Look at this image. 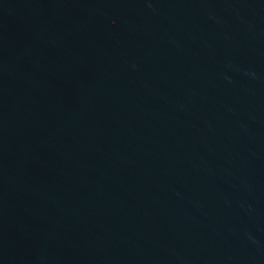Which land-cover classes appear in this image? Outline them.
<instances>
[{
	"label": "water",
	"instance_id": "obj_1",
	"mask_svg": "<svg viewBox=\"0 0 264 264\" xmlns=\"http://www.w3.org/2000/svg\"><path fill=\"white\" fill-rule=\"evenodd\" d=\"M0 264H264V0H0Z\"/></svg>",
	"mask_w": 264,
	"mask_h": 264
}]
</instances>
